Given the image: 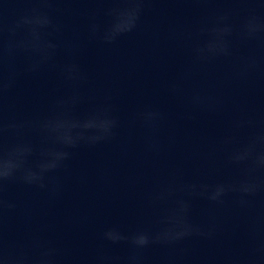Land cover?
<instances>
[{
  "label": "clouds",
  "instance_id": "obj_1",
  "mask_svg": "<svg viewBox=\"0 0 264 264\" xmlns=\"http://www.w3.org/2000/svg\"><path fill=\"white\" fill-rule=\"evenodd\" d=\"M38 7L31 10L30 15L20 17L14 24H0V212L12 209L15 205L3 198L7 184L21 182L45 188V175L63 166L70 152L69 149L81 145H94L110 139L117 120L111 116L110 110L101 107L84 117L73 115L75 106L81 97L73 92L67 97L59 98L52 106L48 116L38 120L16 121L3 116V98L14 83L16 73L8 64L9 59L18 51L29 53L33 57L26 69L28 72H38L43 65L50 64L55 56L58 45L47 39L51 31H59V26L53 24L51 17L44 9L50 7L52 0H35ZM113 6L104 10L108 17L105 24L98 23L93 17L89 25L92 38L112 44L118 37L133 31L138 24L145 0H111ZM228 16H220L212 27H204L207 33L206 42L196 49L200 57L208 55H229L227 37L233 29L225 22ZM223 25V26H221ZM264 32V23L259 22L255 14L249 15L242 24V34L254 38ZM23 33L22 36L18 34ZM54 66V65H53ZM63 79L76 84L85 79L79 66L70 62L60 69ZM138 118L148 127H154L161 114L153 110H145ZM251 124V121H248ZM30 130H36L40 135V145L37 147L25 135ZM16 137L9 142L8 137ZM229 162L244 165V175L237 181L218 183L209 189L206 185L189 184L180 187L190 195H207L213 201H221L229 191L254 194L262 187L255 173L264 171V132L253 133L246 143L233 150L228 157ZM171 189H165L159 199L170 195ZM190 205L184 199H177L166 221H175L162 231L151 233L138 231L131 236H125L116 229L104 233V238L112 243L129 242L134 248L147 247L150 243H168L192 234H201L199 227L187 223ZM37 249L30 253L24 248L10 250L0 238V264H56L55 250L39 243ZM105 257H100L98 264H104ZM129 264H137L135 256L129 258Z\"/></svg>",
  "mask_w": 264,
  "mask_h": 264
}]
</instances>
